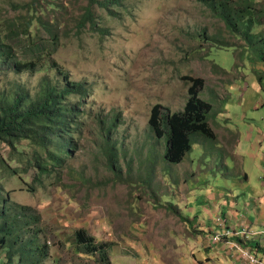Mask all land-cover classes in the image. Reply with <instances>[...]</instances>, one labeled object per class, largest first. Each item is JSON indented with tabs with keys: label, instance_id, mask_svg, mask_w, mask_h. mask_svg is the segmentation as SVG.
Here are the masks:
<instances>
[{
	"label": "rangeland",
	"instance_id": "1",
	"mask_svg": "<svg viewBox=\"0 0 264 264\" xmlns=\"http://www.w3.org/2000/svg\"><path fill=\"white\" fill-rule=\"evenodd\" d=\"M17 3L30 8L16 11ZM88 8L98 33L83 25ZM28 16L36 40L47 48L40 57L52 58L73 82L90 86L81 102L83 124L73 133L76 147L64 168L50 163L49 173L42 175L31 165L35 147L30 141L14 150L0 142L2 188L14 203L41 216L50 245L43 264H106L73 247L81 230L111 244V260L211 261L207 238L213 234L198 222L211 220L215 227L212 220L226 221L218 213L237 214L249 195L244 174L254 177L257 160L264 158L262 64L251 63L241 39L231 37L196 0H0L3 30L7 19L25 22ZM223 40L236 47H222ZM41 76L22 79L35 88ZM186 77L204 80L200 96L213 105L210 124L218 139L197 134L195 151L173 165L163 159L165 142L155 138L149 119L156 106L171 113L183 110L191 85ZM69 101L81 99L72 95ZM113 120L111 136L124 150L119 178L107 165L100 136L101 122ZM235 201L236 206L229 205Z\"/></svg>",
	"mask_w": 264,
	"mask_h": 264
},
{
	"label": "trees",
	"instance_id": "2",
	"mask_svg": "<svg viewBox=\"0 0 264 264\" xmlns=\"http://www.w3.org/2000/svg\"><path fill=\"white\" fill-rule=\"evenodd\" d=\"M211 14L223 22L233 38L243 42V51L249 54L251 63L264 67V0H196ZM16 11L28 10L30 4H13ZM108 8V7H107ZM94 13L86 9L83 25L92 32L97 28ZM7 19L9 25L0 26V142L16 149L22 141H30L35 147V162H31L40 174L49 173V165L64 168L76 144L73 133L82 126L79 115L81 102L89 97L90 86L71 80L69 72L50 57H40L45 44L36 40L33 23ZM6 20V19H5ZM4 21V20H3ZM47 27V26H46ZM219 42L218 37L214 38ZM52 40H56L52 37ZM222 47H236L223 40ZM47 49V48H46ZM258 70V73H261ZM52 72L55 73L54 77ZM41 74L35 88L24 82L22 76ZM191 83L183 110L171 113L156 106L151 111L149 127L155 138L165 142L163 159L173 165H181L195 151L197 134L215 142L218 134L210 124L213 105L202 99V78L186 77ZM264 89V72L260 76ZM81 99L71 104L70 96ZM102 153L112 173L120 177L122 169L118 161L124 154L120 140L111 132L116 120L102 123ZM106 126V127H105ZM54 145L55 149L51 146ZM16 175L18 170H12ZM120 174V176H119ZM177 215L185 220L177 210ZM41 216L30 206L16 204L0 183V264H43L50 256V245L41 228ZM73 247L90 257H101L106 264H113L109 252L111 244L98 243L81 230L74 235Z\"/></svg>",
	"mask_w": 264,
	"mask_h": 264
},
{
	"label": "crops",
	"instance_id": "3",
	"mask_svg": "<svg viewBox=\"0 0 264 264\" xmlns=\"http://www.w3.org/2000/svg\"><path fill=\"white\" fill-rule=\"evenodd\" d=\"M228 131L229 135L233 134L230 130ZM233 142H235V140L229 141L228 143ZM242 142L243 141H240L238 143L239 149L241 150ZM255 168L254 177H251L247 172L244 174L246 184L243 188H249L247 189L249 195H246L245 206H241L237 214L230 213V216H227L225 213L217 214V217L222 216L226 220L225 228H219L215 219L214 221L212 220V224L215 223V227H210L211 220H201L198 222V224L200 223L206 227V234L210 231L213 234V237L207 238L209 242L208 247L211 248L210 257H208V259L211 261H206L205 264H241L240 253L234 247V244L245 245V247L247 246L253 249L255 254L264 261V158L257 160ZM229 205L236 206L237 203L235 201L229 203ZM179 209L183 211L181 207H179ZM188 216L191 218L193 214L190 213ZM245 229L250 230V233L254 235H250L248 239H241L239 237L226 238L220 244H215L213 241L217 234L225 235L227 230L239 234V232ZM112 258L113 264H127L128 261L134 264L131 259L126 257Z\"/></svg>",
	"mask_w": 264,
	"mask_h": 264
},
{
	"label": "built area",
	"instance_id": "4",
	"mask_svg": "<svg viewBox=\"0 0 264 264\" xmlns=\"http://www.w3.org/2000/svg\"><path fill=\"white\" fill-rule=\"evenodd\" d=\"M219 228H225L226 224L225 222L221 223V224H217ZM264 233V232H263ZM250 235H254L250 233V230H243L241 232H239V234L227 230L225 235H220L217 234L214 237V243L215 244H220L224 241V239L226 238H233V237H239V238H243V239H248L250 238ZM234 247L239 251L240 253V257H241V264H264V261L260 259L259 256H257L254 252L253 249L249 248V247H245V245H239V244H234Z\"/></svg>",
	"mask_w": 264,
	"mask_h": 264
}]
</instances>
